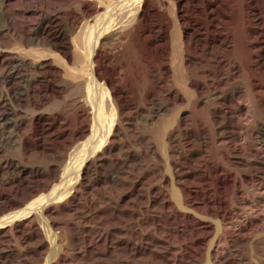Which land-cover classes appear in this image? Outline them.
<instances>
[{
  "label": "bare ground",
  "instance_id": "6f19581e",
  "mask_svg": "<svg viewBox=\"0 0 264 264\" xmlns=\"http://www.w3.org/2000/svg\"><path fill=\"white\" fill-rule=\"evenodd\" d=\"M4 61L13 86L0 98V139L68 159L59 189L47 194L55 171L17 166L18 175L0 184V211L40 193L24 211L72 213L86 222L103 219L107 210L95 202L105 199L112 218L129 220V228L113 229L121 236L110 247L135 259L151 252L176 263L172 239L186 237V249L206 257L205 264H264V234L241 236L251 228L264 231V222L251 217L264 212V0H0V65ZM51 101L48 112H37ZM184 102L187 109L175 113ZM13 103L30 116L18 119ZM248 113L245 129L241 117ZM157 122L151 132L161 139L163 177L173 189L151 186V197L144 185L159 175L151 164L158 151L154 145L152 154L147 137ZM127 130L139 151L130 149ZM244 135L238 147L234 142ZM242 187L252 198L239 202ZM107 188L120 190L109 195ZM142 200L149 213L140 221ZM238 204L248 213L246 224H239ZM26 213L22 229L35 223ZM140 224L154 231L137 232ZM238 224L241 237L231 241L250 247L240 257L224 251L227 232ZM66 225L73 242L94 240L109 251L107 228ZM158 230L171 235L159 237ZM191 257L184 264H203Z\"/></svg>",
  "mask_w": 264,
  "mask_h": 264
},
{
  "label": "rangeland",
  "instance_id": "374dc122",
  "mask_svg": "<svg viewBox=\"0 0 264 264\" xmlns=\"http://www.w3.org/2000/svg\"><path fill=\"white\" fill-rule=\"evenodd\" d=\"M21 6L22 5L19 3L16 5V8L17 7L21 8ZM6 62L7 61H4V63L0 65V98L8 97V96H10V94L12 92V86L13 85L11 83H9L7 75L5 77V74H7L11 69V65H9ZM57 100H61V99L57 98ZM54 102L55 101H51L46 106L39 109L37 112H39V111L48 112L50 110V107H52L54 105ZM241 102L244 103L245 105L249 104V101L245 97L241 100ZM13 104L19 110H21L19 115H18V119H23L25 117L30 116V111L27 108H25L23 105H18L17 103H13ZM179 106L180 107L176 108L175 113L177 111H179L178 109H180L181 111L187 109L186 102H184L183 104H180ZM8 107H10V105H7V108ZM163 116H161V118H159V120L163 119L164 118ZM244 116L241 117V120H243L244 122L243 121H241V122L243 125H245L244 128L245 127L247 128L251 124L250 122L252 121V116H251V113L250 114L248 113ZM137 119H140V117L137 116ZM141 119H143L142 115H141ZM137 122H139V121L137 120ZM157 126H159L158 122L155 123V125H149L148 130H149V133H152V136H149L150 138L147 137V140H149L150 142L152 141L151 142L152 143V149L154 147L157 148V149L154 148V150L151 149L153 151V152L151 151L152 154L154 152L156 154L155 149L158 151V153L156 155L153 154V155H155V158L153 159V162L151 164L153 166H155L154 163H156V165H157L156 168L159 169V172H158L159 175H155V176L151 177L152 179L150 178L149 179L150 181L147 180L146 181L147 183L144 185V189L146 190V192H148V195L151 197L153 195H155V192L153 193V192H151V190H148V188L151 186H160L161 185V187H163L165 190H167L169 192H172V189H173L171 183L167 182L165 180L166 178L163 177V173L166 174V172H167V174H168V171H165V170H167V164L165 163L166 161L161 160V157H163L162 153H164L163 152L164 150L162 149V145H161L162 143L160 141L161 139H159V135L155 133L156 131L154 132V134H153V132H151L153 130H157L156 129ZM152 128H153V130H152ZM245 129H244V131H245ZM127 133H128V136L126 138L129 141L130 149L132 150V148H133L134 151H139L138 149L140 148L139 147L140 145L138 143H136L137 141L135 140V138L132 136V134L128 130H127ZM154 135H156L155 136L156 138H154ZM151 137H152V140H151ZM153 138H154V140H153ZM243 138L244 139H240V141L237 140L234 143L235 144L237 143V146L238 145L240 146L242 143L245 142V135L243 136ZM0 140L2 141V142H0V145L2 146L0 149V184L2 183L1 185H3L4 182H6L9 178H13L14 176L18 175L17 174L18 171L16 169L17 166L26 167L29 170L37 169V168L43 169L44 167L45 168L49 167L53 170V172L55 171L54 172L55 173L54 179H56L57 181L56 182H55V180L51 181L50 187L47 189V191L45 193L47 194V193L52 192V190H54V189H59L57 184L60 183L63 168L65 166L64 164H66L67 159H68V154H66V156L63 155V157H64L63 158L62 156H59L57 154H55L56 156L54 154H50V153L44 154L41 150L40 151L35 150L34 152L33 151H27L26 152V151L19 148L18 143L13 144V143L6 142L4 139H0ZM158 141H160V145H159ZM219 142L215 143V146L222 145V143L221 142L219 143ZM3 143H5V144H3ZM137 147H138V149H137ZM159 153L161 156L158 155ZM156 157H158V158H156ZM159 157H160V159H159ZM164 167H166V168H164ZM54 169H56V170H54ZM26 175H28V173H25V176ZM4 180H6V181H4ZM258 180L259 179L254 180V183L255 182L258 183L261 181V180H259V181ZM54 184H56L57 186L54 187ZM247 186L249 187V185H247ZM248 187H242L240 189V191H242V192L240 193V195L238 194L239 198L237 197L239 199L238 200L239 202H241V200H243V199L244 200L247 199L246 197H248V199L252 198V197H250L251 193L247 192ZM250 187H251V185H250ZM110 189H111V191H110ZM116 189L117 188H115V189L107 188L106 192L110 191L111 194H109V195H115L117 193H114V192H117L118 190H120V189H118L116 191ZM20 193L22 194V192H20ZM20 193L19 194L13 193L14 195H12V196L14 198H20V195H21ZM39 195H40V193H39ZM39 195H36L35 197L29 198L28 201L24 204V206H20L18 208L17 207L16 208H9V209L5 208V209H2V211H0V221H4L5 218H7L5 220V222H7V223L2 224V225H5L6 227L0 228L1 230L2 229L6 230V228H7V234L6 235H0V264H184L185 261H189L187 259L192 258L191 255L193 257H196V258H193L194 262L199 263L202 261L201 263L205 264L206 257L203 258L202 260H199V257L195 256L194 253H192V251H190L191 249H186V247L184 246L185 242H187V240H185L186 237H183L181 239L180 238L179 239L178 238L172 239L176 243L175 245L178 247L177 248L176 246H174L176 249L175 253L177 256V262L176 263H174L171 258H169V259L167 258L166 260H164L160 257H157V255L155 253H151V252L147 253L146 255H143L141 257L138 256L135 259L134 257L127 255V253L124 250H122L121 248H118L116 250L115 248L110 247V246L114 245V242L117 240V237L121 236L120 234L115 233L113 229H115L116 227H119L121 225L123 226L125 224H126L125 227L129 228L128 227L129 220H128L127 216H124L125 218L123 217L125 220L124 219L118 220L115 217L112 218L111 217L112 215L110 214L111 213L110 208L112 207V205L109 203V200L101 199L99 201L96 200V202H95L96 203L95 206L97 208L100 206L99 208H102V209L104 208L105 210H107L106 213H104V215L102 216V218H103L102 220H100L99 217H97V219L94 218V219H90V221L84 222V221L79 220L75 214H73L74 215L73 216L72 213L52 214L51 215V214H45L41 209H38V208L34 209V210L31 209V212H29L30 209H27L24 211L23 210L24 207L27 206L28 204H30L32 201L36 200ZM145 202H146V200H142V202L139 203V206H138L139 208H137L139 211L138 218L140 219V221H142L143 218L146 219V216L149 213L148 209H147L148 203L147 202L145 203ZM109 204H110V206H109ZM19 208H21V209H19ZM238 208H241V205L238 204ZM151 209L152 210L155 209V211L157 210L156 208H152V207H151ZM151 209H149V210H151ZM22 210H23V212H22ZM240 210H241V212H240L241 214L239 213ZM243 210L244 209L241 208L238 211V213H239L238 215L240 216L239 217V219H240L239 224H243V223L246 224L247 222H249V220H247V218H248L247 214L248 213L246 210H244V211ZM14 211H15L16 218H15V216L12 217V215H14V214H12V213H14ZM108 211H109V213H107ZM21 212L22 213L27 212L25 215L26 216L31 215V218L34 219L35 223H33L31 225V227L26 226L25 228L22 229L19 226V224L23 222L22 220H25L24 219L25 216ZM258 212L260 213V216L256 214V215H252L251 217L255 218L256 223H258V225H259V224L264 222L263 221L264 220L263 219L264 218V212H260V210ZM19 213L21 214V216H19ZM144 215H146V216L144 217ZM244 216H246V217L244 218ZM20 217H21V219H19L17 221V218H20ZM28 218H30V217H28ZM10 219L13 221H10ZM94 220H98V221H94ZM99 220H100V222H99ZM69 221H72L75 223L77 222V223H79L80 226L83 225V226H88V227H92V228L95 227L97 229L98 228L99 229L100 228L101 229L107 228L108 230H110L111 237H110V240L108 243V246L110 247L109 251H108V247L104 246L103 244H96V242L94 240L93 241L90 240L91 242L87 241L88 244L86 243L85 245L84 244L81 245L78 242H73L70 239L69 233L67 231V230H69V228L66 224H68ZM158 224H163V222L162 221L158 222ZM239 224L236 226V228H233L227 232V236H228L229 241H230L227 246H229V247H227V250L223 249L225 251V253H227L228 251H232V253H234L235 256L237 255L236 257H240L241 253L244 254L245 250L247 253H249L250 247H249V245H246V244H245V246L244 245L241 246V244H240L239 246H241V247L238 248V245L234 246L233 242L231 241V238H232V240H234V239L239 238L241 236H246L247 233H249L250 238L253 235L259 236L260 234H264V231H257V233H256L255 231L252 230V228L248 229L246 231H243L244 232V234H243L242 232L238 231ZM140 225H136V227L134 228L135 230H137V232H145L146 233L147 231L153 230L152 227L146 228V227H142V225L141 226ZM108 226H110V227H108ZM167 227L169 229L172 228V226H170V225ZM216 232H217V230L214 229L212 231V234L209 235V237H208L209 241H208V245L206 247V250L209 248V246L211 244L210 241H211L213 235L216 234ZM238 233H240V234L242 233V235L240 236V234H238ZM250 233H253V235H251ZM29 234L33 235L31 239L27 238ZM155 234L159 237H164V236L168 237L169 235H171L169 233L160 232L159 230L157 232L155 231ZM236 236H238V237H236ZM233 237H234V239H233ZM253 237H255V236H253ZM111 238H112V240H111ZM171 238L172 237H169V239H171ZM110 242H112L113 244L112 243L110 244ZM159 248L161 249L160 250L161 252L165 251V249H163L161 247H159ZM159 248L157 247V250H159ZM237 248H238V250H237ZM62 255H64V257ZM154 255H156V256H154ZM236 259L239 260L240 258H236ZM237 260H236V263H238ZM232 264H234V263H232Z\"/></svg>",
  "mask_w": 264,
  "mask_h": 264
}]
</instances>
